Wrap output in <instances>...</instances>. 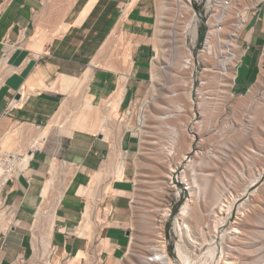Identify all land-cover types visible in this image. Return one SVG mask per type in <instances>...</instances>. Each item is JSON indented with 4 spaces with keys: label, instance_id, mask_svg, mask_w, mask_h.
I'll return each instance as SVG.
<instances>
[{
    "label": "rangeland",
    "instance_id": "rangeland-1",
    "mask_svg": "<svg viewBox=\"0 0 264 264\" xmlns=\"http://www.w3.org/2000/svg\"><path fill=\"white\" fill-rule=\"evenodd\" d=\"M158 1H156L155 22L151 34L148 35L149 37L140 38L120 30L117 35H122L123 40L111 41L107 45L105 52L101 55V60L104 59L102 62H106L105 60L110 58L119 64V67H115V70L121 68L126 71L128 67L124 65L121 58L123 52L128 45H132L133 54L141 42H146L148 43L147 48L143 46L144 48L138 52L137 56L139 60L144 62L141 64L143 67L142 72L146 71L147 64L145 62L150 56L148 69H151V60L154 56L153 38L160 13ZM227 1L238 3L240 6L243 5L242 17L249 8L258 2L257 0ZM166 2V9L169 14H167L165 20L169 23L164 27L166 32L160 35L164 39V52H162V57L158 61L163 69L160 72V81L156 84V91L152 95L155 100L150 108L151 112L158 110L157 102H160L162 105L169 107L166 114L170 117L164 120L151 119L149 125L145 127L143 138L139 137L141 147L133 158L135 184L132 193L133 202L131 209L127 212L128 216L121 214L127 217V221L130 222L124 224L123 227L129 230L130 236L132 233L134 235L131 237V243L125 254L116 258L114 260L116 263L113 262L112 264H144L145 256L155 248L160 231L167 238L168 254H171L169 256L173 258L176 264H181L178 260V243L184 245L186 254L190 256L192 264H228L227 262H232L231 264H264V173L259 179L253 181L257 176V172L264 168V156H258L254 153V151H264V94L259 95L254 102L247 96H239L231 97L224 103H220V101L218 103L215 98L216 89L208 88L212 83L206 84L204 88L201 85L200 74L206 68V65L201 61L199 62V51L204 48V39L207 35L206 22L214 12L211 4L213 0H192L191 2L199 18L197 24L198 35L200 36V33H203L204 36L201 44L198 42V38V44L193 39L196 21L192 20L186 29L185 24L188 23L186 21L188 17H184L186 15L185 9L178 11L175 0H167ZM179 12H182V15L178 16ZM171 29L177 30V34L172 33ZM176 37L180 41L183 39L184 45L193 50L196 63L192 88L193 101L189 100L186 94L187 86L184 85L185 72L188 69L171 66L172 61L170 60L172 49L176 45ZM222 49L224 50L222 57L227 62L230 53L235 54L232 61L227 63L228 69L221 71L222 75H220V78L225 76L230 80L238 59L237 49L229 43H226ZM217 60H219L218 57L214 59V61ZM102 65L107 67L104 63ZM151 84L150 74L144 95L134 110L132 120V126L134 127H138L136 120L143 102L150 97L147 95L151 90ZM83 96V91L74 96L72 93L65 96L67 97L65 100L69 104L70 116L80 109L83 104ZM202 100L207 104L205 112L200 108ZM106 104L107 99L96 105L105 107ZM178 104L182 107V110L179 109ZM123 110H119V119L111 122L113 128L110 131H102L105 137L111 140V143H114L116 139V142L118 141V136L122 134L124 129L123 125L128 119L127 113L124 114ZM160 114L165 113L161 112ZM61 125L63 126L54 125L51 128V132L47 134L50 137L49 141H44L42 148L53 152L52 156L59 158L57 185L48 204V212L54 207L56 198L61 191H64L72 173L76 170L75 166L71 164L67 167L72 168L73 171L63 167L61 163H63L64 158L56 154L58 150H62L67 137L73 132V129L68 126V119ZM172 126L176 128L177 134L173 132ZM177 135L178 138H176ZM190 137L195 138L193 150L187 155V159L179 164L181 166L176 171L179 181L177 188H175L169 182L170 178L168 176L172 166L174 167L180 161L183 153L187 150ZM174 139L177 140L176 145L173 143ZM41 142L43 141L41 140ZM27 145H20L19 149L26 152ZM169 151H173V153L170 154ZM115 152L116 149L112 147L111 159ZM190 161L191 164L188 166ZM107 162L108 160L105 162V170L106 179H109V181L105 183L103 189L97 187L95 190L92 185H78L80 192L85 195V201L88 198L93 200L92 202L96 206V217L100 220L104 213V207L112 211L111 201L108 193L106 196V190L113 172ZM67 171L69 174H67ZM209 172H217V174ZM183 175L185 179H183ZM92 182L95 183V181ZM196 183H198V186L193 187V184ZM225 190L227 191L226 194L224 193L225 199L230 197L226 203H230L231 208L225 207L219 213L215 209L216 214L211 213L212 205L215 204L221 192ZM189 198H191L189 201V203L191 202L189 216L186 217L185 221L191 226L192 232L181 237L176 227V217L182 204ZM6 208L8 207L5 205L1 209L5 210ZM163 208H171L170 214L161 216ZM12 218L9 216V220ZM109 218L111 217L109 216ZM34 219L31 227L34 236L33 242L36 234L43 233L44 229L47 230L45 222L39 224L37 230L33 228ZM158 219L161 221H158ZM159 225L162 227L161 229ZM203 225H206V227L203 228ZM235 227L240 231H232ZM95 229L98 231V226H95ZM98 238L100 239V237H94L90 242L89 238L87 239L89 248L82 255L87 259L86 263L95 259L92 256L93 251H98L103 247L102 240L101 245H96V239ZM130 247L132 248L131 254H128ZM210 248H213L212 251L209 250ZM53 259L54 261L57 260L54 255L51 259L52 263H54ZM111 261L105 259L104 264H109ZM65 263L62 260V264Z\"/></svg>",
    "mask_w": 264,
    "mask_h": 264
},
{
    "label": "crops",
    "instance_id": "crops-1",
    "mask_svg": "<svg viewBox=\"0 0 264 264\" xmlns=\"http://www.w3.org/2000/svg\"><path fill=\"white\" fill-rule=\"evenodd\" d=\"M156 1L0 0V59L6 60L8 71L0 85V147L24 152L19 147L28 144L26 152L34 149L33 142L42 127L49 123L67 98L58 84L60 75L82 76L91 67L93 70L86 92L94 96L93 103L101 104L108 100L118 89L124 71L93 65L92 62L119 24L129 35L148 38L155 22ZM147 44L141 42L132 56L133 64L129 68L120 106L124 114L142 99L151 74L148 69L150 56L143 72L141 64L144 62L137 56L142 48H147ZM39 45L41 49H38ZM236 49L238 59L233 71L232 97L247 96L254 102L264 94V0L258 1L245 13L237 32ZM116 66L119 67V64L116 63ZM27 89L33 91L29 93ZM24 92L29 93L24 102L14 105L15 100L22 99H16V95L20 93L23 96ZM18 124L23 132L20 135L10 134ZM49 138L46 136L45 142ZM122 140L125 151L123 178L114 179L108 191L113 211L111 218L108 214L107 220L112 225L102 226H107L103 231L104 237L100 235L102 228L97 235L107 239L103 252L108 261L123 256L131 243L129 230L123 227L130 222L123 215L128 216L132 206L130 201L135 189L133 158L140 149V140L128 130ZM42 148L33 152L24 172L8 182L1 195L2 208L6 205L8 216L13 218L7 229L0 228V264H13L19 259L31 257L32 222L43 200L42 192L50 176V164L58 158ZM111 150V140L104 133L73 130L62 150L57 151L56 154L74 165L77 171L60 201L56 202L57 217L52 242L57 246L54 255L57 260L53 259V264H61L59 261L67 254L84 255L88 241L72 231L79 227L86 203L93 200L88 198L85 201L78 185H92L95 190L97 187L104 188L109 181L106 179L105 162L108 160L110 170L114 168Z\"/></svg>",
    "mask_w": 264,
    "mask_h": 264
},
{
    "label": "bare ground",
    "instance_id": "bare-ground-1",
    "mask_svg": "<svg viewBox=\"0 0 264 264\" xmlns=\"http://www.w3.org/2000/svg\"><path fill=\"white\" fill-rule=\"evenodd\" d=\"M166 1L167 0H159L158 1L159 6H160V13H159V18H158V24L156 25L155 35L153 34L154 35V38H153L154 56H153V59L151 60L152 66L150 69L151 70L152 84H151V88H150L151 90H149L148 95H147L148 97L149 96L150 97L143 102L141 109H140V112H139V125L140 126L138 129H134V131H133L134 134L139 136L141 139L143 138L142 136H144L145 127H147L149 125V122L151 119H153V120H164V119H167L168 117H170L169 115L166 114L169 111V107L166 105H162L160 102H157V104L159 106L158 110L151 112L152 110L150 108L151 104L154 103L155 98L152 95H154V93L156 91V84H157V82L160 81V78H161L160 72H161V69H163L162 66H160L158 64V61L162 57V54H163L162 52H164V47H163L164 39L160 35H162L163 32H166L164 27L166 25H168V23H169L168 21L165 20L167 18V14H169V12H167V9H166L167 8V2ZM257 1H259V0H257ZM191 2H192V0H175V3L177 4L178 11H180V9H181V11H182V9H185L186 15H184V17L185 18L188 17V20L186 19V21H188V23L185 24V28L187 29V27L189 26L188 24L192 20L196 21L195 28H194V38H193L194 42H196L197 37H198L197 24L199 22V18H198V15L196 14V12L192 6L193 3H191ZM211 4H212V11H214V12L212 13L210 19L206 22V24H207V35H206V39H205V46L202 50L199 51V59H200L199 62L201 61L204 65H206V68L203 71H201L200 78H201V82H202L201 85L203 88L205 87L206 84L208 85V84L212 83V85L208 88L209 89L211 88L212 90L216 89V97L215 98H216L217 102L219 103V101H220V103H224L229 98L232 97L231 85H232L234 72H233L230 80L228 78H226L225 76L220 78V75H222L221 71L228 69L227 63L229 61H232V59L235 57V54L230 53V57H228V62H227L222 57L223 56L222 53L224 52V50L222 48L225 46L226 43H229V44L236 47L237 32H238L240 25L243 22V17H242V11H243L242 6L243 5L241 4L242 6H240V5H238V3L228 2L227 0H213V2H211ZM180 15H182V12L178 13V16H180ZM120 30H122V32H124V33H127V31L125 32L121 28L120 24L117 25L115 27L113 33L110 34V36L108 37L107 41L103 44V46L101 45L102 47L99 50L98 55L95 57V59L92 62L93 65H102L104 63L109 69L110 68L115 69V67H117L116 62H114V60H112L110 58L106 59L105 60L106 62H102L101 61V57H102L101 55L105 52L104 51L105 48L107 47V45L111 41H122L123 40L122 35H117L120 32ZM39 32H40V30L38 31V33ZM171 32L174 34L175 33L177 34V30L175 31L174 29H171ZM34 38H35V36H34ZM227 46H228V44H227ZM41 47L42 46L39 45L38 49H41ZM132 49H133V46L128 45L127 49L122 54V57H121L122 61H123L124 65H127L128 68H126V71L122 72L119 87L108 98L107 104L105 107H102L101 105L94 104L92 102L94 96H92L91 94L86 92V88L88 86V81L90 79V75H91V72L93 70L91 67H88V69L83 73L82 76H80V75L79 76L60 75V78L58 80L59 81L58 84H60V86H59L60 90L64 91L66 94L72 93L73 96L76 95L78 92L83 91L84 92L83 101H82L83 104L81 105L80 109L74 115L70 116V111L68 110L69 104L67 103V100H63V102L60 104L59 109L54 113V115L52 114L53 117L51 118L49 123L42 127L41 131L38 134L39 136L37 137V135H36L37 139L35 140V138H34V140H35L33 142L34 149L42 148L44 145V141H46L45 140L46 136H48L47 134L50 133L51 128H53L54 125L55 126L56 125L63 126L61 124L67 119H68V126L70 128H72L73 130H84V131H88V132L100 133L102 131H110L113 128L111 122L112 121L114 122L117 119H119V116H120L119 110H120V106H121V103L123 100L124 93L126 91L125 83H126V80L128 78V72L130 71L129 68H131V66L133 64ZM229 52H232V51H229ZM217 57L219 60L214 61V59ZM170 61H172L171 66H173V65L177 66V67L180 66V67L188 69L185 72L186 73V80H184V85L187 86L186 94H187L189 100L193 101L192 100V90H193L192 88H193V84H194V72H195L196 63H195V59H194L192 49L188 48L184 45L183 39L180 41L176 37V45L172 49V57H171ZM5 67H6V60L4 58H2L0 60V71H2V72H0V85L3 83L4 79L6 78L5 76L8 74V71L6 70ZM168 70H169V68H168ZM233 71H234V68H233ZM28 88H29V86H28ZM27 90H29V93L33 91V90L30 91V89H27ZM24 91H26V90H24ZM29 93L27 94V92L26 93L24 92L22 94L23 96H21L22 99L21 100H15L14 105H17V106L21 105L24 102L25 98H27V95H29ZM178 107L180 110H182V107L179 104H178ZM206 107H207V104L205 103L204 100H202L200 102L201 110L203 112H205ZM161 112L165 113V114L161 115L160 114ZM132 116H133V113L131 110L130 114L128 115V119H127L126 123L123 125L124 129L122 131V134H120L118 136V141L116 142V140H117L116 139L114 141V143L116 142L115 144L112 142V147L114 149H116V152L112 156V160H113L112 164H114V168L112 169L113 170L112 171L113 172L112 173V179L113 178L114 179H122L123 178L122 167H123V164L125 161L124 160L125 159L124 158L125 151H124V148L122 147L121 142L123 141L122 137L124 135V132L126 130H128L129 128H131L130 123H131ZM19 125L20 124L15 125L12 128V130L10 131V134L20 135L23 132V128ZM172 129H173V132L177 134L176 128L172 126ZM176 138H178V135ZM41 140L43 142H41ZM175 140L176 139H174L173 143L176 145L177 140L176 141ZM194 141H195V139L193 137H190V139L187 143V150L183 153L180 161L176 165H174V167L172 166L171 172L168 176L169 178L172 177L173 171L176 170V168L179 166V164L184 159H186L187 155L192 151V146H193ZM169 153L172 154L173 151H169ZM254 153H256L258 156H264V151H258V152L254 151ZM26 156H27L26 157L27 158L26 165H27L28 160L32 157V155L27 154ZM61 164L63 167L68 168L67 167L69 165L68 162L63 160V163H61ZM190 164H191V161L188 163V166ZM50 165H51L50 176L47 178V180L44 184V189L42 192L43 200H42L41 205L38 207L36 215L34 216L35 219H34V224H33L34 225L33 228H36V230H37L39 227L38 225L44 224V222H45L46 226H47V230L44 229V232H46V231L47 232L46 233H44V232L38 233L35 235V238H34L35 252H34L33 257L30 260L22 261L21 259H19L16 262H14L13 264H39L38 260L44 258L45 256L47 258L46 264H53L52 261L48 260V257L50 254V248L49 247L51 245L53 232H54V229L56 226V217H57V215H56V204L60 201L63 194L66 192V190L69 187V185H70V183H71V181H72L77 170H75L72 173V176H71L69 182L67 183L64 191H61L59 193V196L56 198L54 207L48 212L47 207H48V204H49L50 199L52 197V194H53L54 190L56 189V185H57V178H58V173H59L57 168H59V159L54 158ZM69 169L71 171H73L72 168H68V170ZM67 172H65V173H67ZM209 173L213 174L214 172H209ZM215 173L217 174V172H215ZM262 173H264V168L257 172V176L255 177V179L253 181H256L257 179H259L261 177ZM67 174H69V172ZM211 174H209V175H211ZM64 176H65V174H64ZM112 179L107 186L106 196H107L108 190L110 189V187L113 184ZM183 179H185L184 175H183ZM63 180H64V178H63ZM194 186H198V183L193 184V187ZM192 193H193V191H192ZM224 193L226 194L227 191L225 190V191L221 192V194L219 195V198L217 199L215 204L212 205V208H211L212 211L210 210L211 213L213 212L216 214L215 209H217V212L219 213L220 211L224 210L225 207H227L229 209L231 208L230 203L229 204L226 203L230 197H227L228 199H225L226 196ZM1 195L2 194H0V228L7 229L10 220H9V216H8L6 210L1 209L2 204H3ZM191 197H193V195H191ZM190 199L191 198H189L185 203L182 204L180 212L178 213V215L176 217V227L178 228V233L181 237H184L185 234H190L192 232L191 226L189 225V223H187L185 221L186 217L189 216V207H190V203H191V202L189 203ZM95 207H96L95 204L91 201H88L86 203V205L84 206L85 212H84V216L81 220V223H80L79 227H76V229L72 231V233H77L80 236H83L85 238L88 237L90 240H92L94 237H97L98 232L102 228L103 225H112V223L108 222V220H107L108 214L111 212V210L109 208L104 207V213H103L102 219L100 220L99 218L96 217V208ZM168 214H170V208H163V211L160 215L165 216ZM158 221H161V220L158 219ZM116 225H119V223H116ZM95 226L96 227L98 226V231H96ZM205 227H206V225H203V228H205ZM159 228L161 229L162 227L159 225ZM61 229L64 230V228H61ZM232 231L239 232L240 229L235 227V228H233ZM234 232H232V233H234ZM133 235H134V233L131 234V237ZM101 240H102V246L104 247L107 244L106 243L107 239L102 238ZM131 246H132V244H131ZM103 247L100 248L98 254L100 253V251H103ZM131 249L132 248L130 247V250L127 252L128 254H131ZM155 249L160 250L162 255L166 258L164 260V264H176L175 261L173 260V258L171 256H169V254L166 250L164 236H163V233L161 231L159 232V239L157 240V243L155 245ZM212 249L213 248H210L209 250L212 251ZM177 250L179 253V255H178L179 259L178 260H180L181 264H192L191 263L192 261L189 258L190 256H188L186 254V249L182 243H178ZM103 255H105V253H103ZM146 256H148V254ZM65 257H66V255L64 256V258ZM71 257H74V258H71ZM111 260L112 261L109 264H112L114 262V259H111ZM81 261H82L81 255L70 256V258L67 261H65L66 262L65 264H82ZM96 261L98 264H101L102 257L98 256ZM59 262L62 263V261H59ZM114 263H116V261ZM227 263L231 264L232 262H227Z\"/></svg>",
    "mask_w": 264,
    "mask_h": 264
},
{
    "label": "built area",
    "instance_id": "built-area-1",
    "mask_svg": "<svg viewBox=\"0 0 264 264\" xmlns=\"http://www.w3.org/2000/svg\"><path fill=\"white\" fill-rule=\"evenodd\" d=\"M197 38H198V42L201 44L203 42V40L200 42L199 35H198ZM205 38H206V36H205ZM202 39H204V36H203ZM204 41H205V39H204ZM196 43H197V41H196ZM136 107H137V103L133 107H131L130 109H128L125 113H127V116H128L130 114L131 110H132L133 116H132L131 123H130L131 128H129L128 131L132 135H134L135 137H138V139L140 140L139 136L135 135L134 132H133L134 129H138L139 126H140L139 125V115L137 116V120H136V123H137V126L138 127L132 126V120H133L134 113H135L134 110L136 109ZM35 150L36 149H32L31 152L30 151H28V152H21L19 150H5L2 147H0V194H4L5 186H6V184L10 180H12V179L20 176L24 172V170L26 169L25 167H27V165H28V164L26 165V160H27V158H26L27 156L26 155L27 154H31L33 156V152ZM192 150H193V148H192ZM31 158L28 160V163L30 162ZM64 161H66V160H64ZM66 162H68V161H66ZM180 166H178L176 168V170L173 171L172 177L170 178V181H169L175 188H177L178 181H179L178 174H177L176 171L180 168ZM132 202H133V199H131L130 203L132 204ZM4 204H5V202H4ZM111 209L113 211V205L112 204H111ZM112 211L109 214L110 217H111ZM170 211H171V208H170ZM106 227L107 226H105V227H103L101 229V234H100L101 237H104L103 236V231H104V229ZM74 234H76L77 237H81V238L86 239L85 237H82V236L78 235L77 233H74ZM166 239L167 238L164 236L166 250H167V252H169L168 251V248H167V241H166ZM86 241H87V239H86ZM96 245H101V238L100 239L99 238L96 239ZM49 248H50V254H49L48 260L51 261V259L53 258V255H55L57 253V246L55 244H53L52 240H51V245H50ZM88 248H89V246L87 245L85 253L87 252ZM34 252H35V246H34V242H33L32 243V254H31V257L29 259H27V260H24V259H21V260L22 261H28V260H30L33 257ZM98 252H99V250L98 251H95V252L93 251L92 256L95 259L93 261H89L88 263H86L87 259L84 256L82 258V261H81L82 264H98L97 261H96V259H97L98 256L99 257L100 256L102 257L101 264H104V261H105V257L103 255L104 252L103 251H100L99 254H98ZM70 256H71V254H67L66 257L63 259V261L64 262L67 261L70 258ZM165 259L166 258L162 255V253L160 252V250L154 248V250L151 251L148 254V256L145 257L144 264H164V260ZM46 260H47V258L45 256L44 258L38 260V262H39V264H45L46 263Z\"/></svg>",
    "mask_w": 264,
    "mask_h": 264
},
{
    "label": "water",
    "instance_id": "water-1",
    "mask_svg": "<svg viewBox=\"0 0 264 264\" xmlns=\"http://www.w3.org/2000/svg\"><path fill=\"white\" fill-rule=\"evenodd\" d=\"M16 99H20L21 98V95H20V93H18L17 95H16V97H15Z\"/></svg>",
    "mask_w": 264,
    "mask_h": 264
},
{
    "label": "trees",
    "instance_id": "trees-1",
    "mask_svg": "<svg viewBox=\"0 0 264 264\" xmlns=\"http://www.w3.org/2000/svg\"><path fill=\"white\" fill-rule=\"evenodd\" d=\"M199 38H200V42H201V40H202V38H203V33H200Z\"/></svg>",
    "mask_w": 264,
    "mask_h": 264
}]
</instances>
